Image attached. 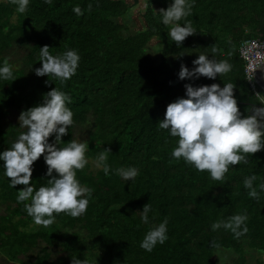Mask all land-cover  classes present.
Here are the masks:
<instances>
[{"label": "trees", "instance_id": "obj_1", "mask_svg": "<svg viewBox=\"0 0 264 264\" xmlns=\"http://www.w3.org/2000/svg\"><path fill=\"white\" fill-rule=\"evenodd\" d=\"M170 2L30 0L25 13L16 10L15 0L0 2V64L7 60L15 77L0 80V152L26 131L13 113L42 103L47 92L60 88L71 97L68 106L74 114L63 142L85 135L88 164L77 170V178L94 189L85 214L72 217L62 212L45 227L17 201L24 185L11 187L0 167V264H72V257L86 258L90 264H217L218 250L233 251L235 258L225 264H246L247 250L264 253V192L255 199L244 186V178L253 174L256 185L264 182V150L246 154L247 163L230 166L224 180H214L207 171L174 158L171 153L179 138L158 126L167 105L186 98L189 83H233L244 116L252 105H262L261 90L245 80L238 47L245 38L264 40V0H195L187 19L197 33L180 47L168 37L169 27L159 14ZM76 5L83 15L73 11ZM135 9L139 30L129 20ZM154 39L155 53L149 54ZM45 45L53 54L78 50L79 67L65 83L36 75ZM213 45L219 51L213 52ZM201 53L228 60L231 71L214 80L179 79L181 65L192 69ZM49 141H54V134ZM108 147L112 170L139 169L134 181L114 171L106 175L102 167L91 170ZM47 167L43 155L34 162L36 189L50 179ZM147 203L152 207L151 224H144L136 213ZM238 213L248 216L245 235L235 238L223 227L212 229L214 222ZM165 218L169 239L146 251L140 246L146 232Z\"/></svg>", "mask_w": 264, "mask_h": 264}, {"label": "clouds", "instance_id": "obj_2", "mask_svg": "<svg viewBox=\"0 0 264 264\" xmlns=\"http://www.w3.org/2000/svg\"><path fill=\"white\" fill-rule=\"evenodd\" d=\"M15 2L16 10L25 13L30 0ZM51 2L45 0V3ZM194 4L195 0H171L166 9L159 10L162 23L169 27L168 37L178 47L187 37L197 33L193 21L187 19L192 14ZM91 7L89 4V10ZM73 11L78 15L84 14L80 5L74 6ZM49 49L47 45L40 48L42 66L36 68L35 73L65 83L77 72L81 59L79 52L68 49L53 54ZM212 51L219 50L213 45ZM192 63L195 65L192 69L181 65L179 79L192 80L203 76L214 80L232 69L228 60H217L206 53L199 54ZM14 79L13 68L5 60L0 64V80ZM185 88L186 98L180 97L169 103L164 119L158 122L160 129L168 130L170 136L179 138L178 146L171 153L174 158L183 159L198 171H207L214 180H224L230 166L247 163L246 154L253 155L264 150V107H256L253 115H242L234 94L236 85L229 82L223 87L218 83L193 86L189 83ZM70 102L71 97L60 88L55 87L47 92L42 103L20 113L19 127L26 131L20 132L10 148L0 152V167H3L4 175L10 178V186L24 185L17 191V201L24 203L27 214L36 224L45 227L52 225L56 214L62 212L72 217L85 214L94 192L93 188L82 185L77 178V170H83L88 164L86 152L89 144L86 140L74 139L64 143L62 139L74 124V114L68 106ZM53 134L54 141L50 142L49 137ZM62 144L66 146L61 147ZM110 152V147L101 150L97 167H102L106 175L114 171L125 181H134L139 169L122 166L112 170L107 163ZM42 155L48 166L46 175L50 179L36 189L32 183L33 165ZM256 180L255 174L247 176L244 186L250 197L259 199L261 192H264V182L256 185ZM151 212V204L147 203L136 213H139L144 224H151ZM247 219L246 213L234 214L227 220L214 222L212 229L223 227L230 230L235 238H240L249 230ZM167 226V218L158 225H151L140 246L151 252L158 244H164L169 239ZM212 246L218 245L213 241ZM72 264H90V261L72 257Z\"/></svg>", "mask_w": 264, "mask_h": 264}, {"label": "rangeland", "instance_id": "obj_3", "mask_svg": "<svg viewBox=\"0 0 264 264\" xmlns=\"http://www.w3.org/2000/svg\"><path fill=\"white\" fill-rule=\"evenodd\" d=\"M5 0H0V2H3ZM129 2L134 3V0H128ZM135 5L138 4L137 1H135L134 3ZM138 12L135 10H133V12H131L130 16H129V20H130V24L131 26L135 27L137 30H139L141 28V22H140V17L137 15ZM157 40L154 39L151 41L150 43V48L148 50L149 54H154L155 53V48L154 46L156 45ZM27 52V51H26ZM21 53V54H25ZM258 88V87H257ZM259 89V88H258ZM260 96L264 99V95L262 94V92H259ZM21 111H17L16 113H13V117L17 116V119L20 115ZM85 135L81 134L79 136H76L75 140H84ZM99 167H97V164H95L93 162L92 164V171H96ZM216 259H217V264H225L227 262H229L231 259L235 258V255L233 253V251L231 250H218L215 253ZM245 260H246V264H258V262L260 261L262 264H264V253H259V252H254V251H249L247 250L245 252Z\"/></svg>", "mask_w": 264, "mask_h": 264}, {"label": "built area", "instance_id": "obj_4", "mask_svg": "<svg viewBox=\"0 0 264 264\" xmlns=\"http://www.w3.org/2000/svg\"><path fill=\"white\" fill-rule=\"evenodd\" d=\"M240 59L243 61L245 80L254 89V75L264 63V40L245 38L238 47ZM264 106V102H262Z\"/></svg>", "mask_w": 264, "mask_h": 264}, {"label": "water", "instance_id": "obj_5", "mask_svg": "<svg viewBox=\"0 0 264 264\" xmlns=\"http://www.w3.org/2000/svg\"><path fill=\"white\" fill-rule=\"evenodd\" d=\"M254 81H255V85L264 93V63L255 72ZM256 107H264V106L263 105H252L247 116L253 115L254 109Z\"/></svg>", "mask_w": 264, "mask_h": 264}]
</instances>
